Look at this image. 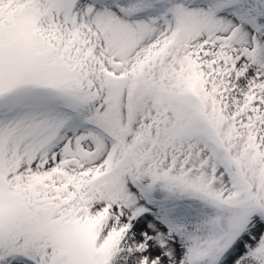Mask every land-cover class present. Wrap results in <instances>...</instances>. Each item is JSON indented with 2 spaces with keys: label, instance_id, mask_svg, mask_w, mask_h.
<instances>
[{
  "label": "snow or ice",
  "instance_id": "snow-or-ice-1",
  "mask_svg": "<svg viewBox=\"0 0 264 264\" xmlns=\"http://www.w3.org/2000/svg\"><path fill=\"white\" fill-rule=\"evenodd\" d=\"M0 264H264V0H0Z\"/></svg>",
  "mask_w": 264,
  "mask_h": 264
}]
</instances>
